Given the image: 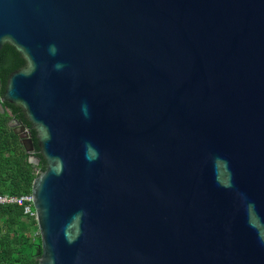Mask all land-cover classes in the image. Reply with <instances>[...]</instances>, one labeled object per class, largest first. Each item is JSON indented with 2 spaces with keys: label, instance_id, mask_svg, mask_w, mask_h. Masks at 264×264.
Listing matches in <instances>:
<instances>
[{
  "label": "water",
  "instance_id": "1",
  "mask_svg": "<svg viewBox=\"0 0 264 264\" xmlns=\"http://www.w3.org/2000/svg\"><path fill=\"white\" fill-rule=\"evenodd\" d=\"M7 44L39 264H264V0H0Z\"/></svg>",
  "mask_w": 264,
  "mask_h": 264
},
{
  "label": "trees",
  "instance_id": "2",
  "mask_svg": "<svg viewBox=\"0 0 264 264\" xmlns=\"http://www.w3.org/2000/svg\"><path fill=\"white\" fill-rule=\"evenodd\" d=\"M25 66L22 56L10 45L0 51L1 91L4 93L9 75ZM0 110V195L22 196L32 192L33 182L46 170L37 141V133L24 118L22 110L11 104H3ZM17 118L31 129L34 151L27 153L19 136L9 126ZM31 159L38 163H32ZM37 221L24 215L22 207L0 205V264H39L41 237Z\"/></svg>",
  "mask_w": 264,
  "mask_h": 264
},
{
  "label": "built area",
  "instance_id": "3",
  "mask_svg": "<svg viewBox=\"0 0 264 264\" xmlns=\"http://www.w3.org/2000/svg\"><path fill=\"white\" fill-rule=\"evenodd\" d=\"M0 205H17L23 208L24 215L37 221L32 193L22 196L0 195ZM37 235H40L37 231Z\"/></svg>",
  "mask_w": 264,
  "mask_h": 264
},
{
  "label": "rangeland",
  "instance_id": "4",
  "mask_svg": "<svg viewBox=\"0 0 264 264\" xmlns=\"http://www.w3.org/2000/svg\"><path fill=\"white\" fill-rule=\"evenodd\" d=\"M32 162H34V161H32ZM35 234L37 235V232Z\"/></svg>",
  "mask_w": 264,
  "mask_h": 264
},
{
  "label": "flooded vegetation",
  "instance_id": "5",
  "mask_svg": "<svg viewBox=\"0 0 264 264\" xmlns=\"http://www.w3.org/2000/svg\"><path fill=\"white\" fill-rule=\"evenodd\" d=\"M32 129V128H31Z\"/></svg>",
  "mask_w": 264,
  "mask_h": 264
}]
</instances>
